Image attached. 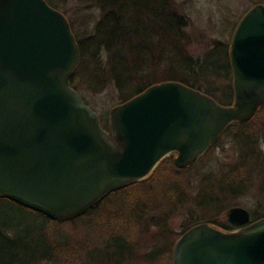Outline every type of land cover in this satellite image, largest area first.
<instances>
[{
	"label": "water",
	"instance_id": "water-1",
	"mask_svg": "<svg viewBox=\"0 0 264 264\" xmlns=\"http://www.w3.org/2000/svg\"><path fill=\"white\" fill-rule=\"evenodd\" d=\"M233 104L177 82L114 107L105 129L71 86L81 51L63 13L45 0H0V199L58 222L149 178L177 154L194 166L235 123L264 108V6L238 23L229 47ZM233 231L199 224L175 243L171 264H264V217L228 212Z\"/></svg>",
	"mask_w": 264,
	"mask_h": 264
},
{
	"label": "trees",
	"instance_id": "trees-1",
	"mask_svg": "<svg viewBox=\"0 0 264 264\" xmlns=\"http://www.w3.org/2000/svg\"><path fill=\"white\" fill-rule=\"evenodd\" d=\"M45 1L61 12L58 2ZM78 1L85 10L98 11L96 15L85 14L79 21L67 18L82 56L80 66L71 79L72 88L79 93V81L83 79L87 91L94 95L113 88L121 105L154 85L177 82L213 97L222 105L233 104V78L228 45L216 41L204 57L195 59L188 50L189 37L186 31L189 22L179 13L175 0ZM258 4L264 6V0ZM223 26L232 35L237 23L227 20V23L223 22ZM84 101L88 105L85 99ZM235 128L239 129L236 135L237 142L241 144L243 141L244 144H241L239 163L235 167L232 166L220 180L212 174L205 176L198 200V206L205 209L218 207L219 213L223 210L228 196L240 195L251 188L253 181L249 173V161L264 164V149L261 147V144H264V108H261L250 122L231 125L224 135ZM186 172L187 170L178 168L173 161L165 160L146 180L112 193L79 218L67 223H58L8 199L0 200L9 201L40 214L49 223L56 225L65 227L74 226L78 222L82 223L84 226L92 227L91 230L95 234L82 243L71 241L63 236L60 241H52L45 253L38 258H31L27 264H90L86 251L94 237L96 240L101 238L98 235L99 232L105 233L106 236L110 234L107 229L109 227L114 234L118 232L125 240H132L133 237L128 236L126 231L134 227L139 229L146 214L163 199L153 193L160 176L164 173L182 175ZM177 187L179 186L175 184L176 189ZM175 188L163 194L168 197L173 196L177 192ZM258 190L260 195L264 196V183ZM117 194H121L122 205L116 213L109 212L105 203L111 196ZM202 197L206 199L205 203H201ZM180 201L181 204L187 202L185 199ZM263 217L264 215L255 216L253 221ZM166 221V219L159 221L157 225L162 232L167 226ZM199 224L197 219L192 218L190 225H187L182 233L170 234L173 236L170 245L154 247L150 253L143 256V259L148 261L147 264H171L175 243L186 231ZM232 227L230 222L222 225V228L227 231H233ZM12 232L14 233L12 229L0 228V241L7 243L10 248H17L20 241L9 235ZM171 236L165 237L162 233L159 238L165 241ZM125 262L111 263L124 264Z\"/></svg>",
	"mask_w": 264,
	"mask_h": 264
},
{
	"label": "rangeland",
	"instance_id": "rangeland-1",
	"mask_svg": "<svg viewBox=\"0 0 264 264\" xmlns=\"http://www.w3.org/2000/svg\"><path fill=\"white\" fill-rule=\"evenodd\" d=\"M54 1L58 2L60 10L66 18L72 21H79L85 14H98L95 9L85 10L78 0ZM260 1L175 0L179 13L189 22L186 33L189 37L188 50L190 54L195 59L204 57L213 48L216 41L228 45L229 48L233 34L230 35L225 30L223 22L227 23L229 20L238 25L252 7L261 5L258 4ZM79 83V91L83 99L103 120H101L102 125L106 128L110 111L120 105L115 90L111 88L101 94L94 95L87 91L85 80L82 79ZM219 96L221 97V94ZM238 133L239 129L235 128L222 136L219 146L210 150L198 164L187 170L185 174L164 173L161 175L154 186L153 193L163 199L146 214L139 229L134 227L130 228V231L125 230L128 236L133 237L131 242L125 240L118 232L114 234L107 227L110 234L105 236V233L99 232L98 235L101 238L96 240L94 237L91 246L86 251L90 264H112L113 261L118 263L126 261L124 264H147L148 261L146 260V262L143 256L150 253L156 246L170 245L173 240V236L170 234L182 233L186 226L190 225L192 218L197 219L200 224H209L228 232L222 228V225L229 222L228 212L232 208L247 209L252 215V222H254L255 216L264 215V196L260 195L258 190L264 183V169H262L264 164L253 160L249 161V173L253 182L247 192L228 196L220 213L218 207L205 209L198 206L203 178L212 174L220 180L232 166L235 167L239 163L243 141L241 144L237 142L236 135ZM261 147L264 149V144H261ZM168 160L172 162L173 158L166 161ZM175 184L179 186L177 189ZM174 188L177 192L173 196L168 197L163 194V192L173 191ZM203 198H201V203L206 202V199ZM180 199H185L187 202L181 204ZM121 205V194L111 196L105 203L107 210L112 213H116ZM165 219L167 226L162 232L157 225H159V221H165ZM0 228L14 230V233L9 235L20 241L17 248H10L7 243L0 241V264L8 262L27 264L31 258H38L42 253H45L52 241H60L63 236L71 241L82 243L94 234L91 230L92 227L84 226L82 223L78 222L74 226L65 227L49 223L44 216L4 200H0ZM162 233L165 237H171L163 241L159 238Z\"/></svg>",
	"mask_w": 264,
	"mask_h": 264
},
{
	"label": "flooded vegetation",
	"instance_id": "flooded-vegetation-1",
	"mask_svg": "<svg viewBox=\"0 0 264 264\" xmlns=\"http://www.w3.org/2000/svg\"><path fill=\"white\" fill-rule=\"evenodd\" d=\"M221 138H222V137H221ZM221 138L215 143V145H214L210 150H212L213 148L219 146ZM210 150H209V151H210ZM206 155H207V154H206ZM206 155H205V156H206ZM177 156H178V155L175 153V154L170 155V156H169L168 158H166L165 160H167V159H169V158L172 157V158H173V162H174V160H175V158H177ZM205 156H204V157H205ZM204 157H203V158H204ZM203 158H202V159H203ZM202 159H201V160H202ZM165 160H164V161H165ZM201 160H200V161H201ZM200 161H199V162H200ZM199 162H198V163H199ZM198 163H196V164H198ZM196 164H195V165H196ZM195 165H194V166H195ZM194 166L184 168V170H189L190 168H193ZM232 226H233V227H232L233 230L239 228V226L234 225V224H232ZM171 262H172V259H171Z\"/></svg>",
	"mask_w": 264,
	"mask_h": 264
}]
</instances>
